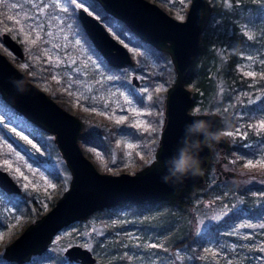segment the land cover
<instances>
[{
  "label": "rangeland",
  "instance_id": "rangeland-1",
  "mask_svg": "<svg viewBox=\"0 0 264 264\" xmlns=\"http://www.w3.org/2000/svg\"><path fill=\"white\" fill-rule=\"evenodd\" d=\"M2 1L6 2L8 11L6 16H0V34L2 31L11 33L21 44L24 56L17 57L1 38L0 51L21 71L25 72L28 68L29 79L36 86L47 94L51 91L50 96L83 121L78 141L94 166L100 172L117 174L134 173L149 163L154 158L155 139H143L137 137L136 133L161 130L165 91L169 83L159 75L172 68L170 58L156 61L150 52L133 42L128 31L123 32L127 37L124 39L108 26L110 33L129 49L134 62L118 70L106 69L80 35L65 1ZM150 1L179 20L185 18L190 2ZM237 1L243 4L247 0ZM262 1L260 3L264 5ZM94 3L95 0H74L75 9L82 6L91 13L89 6ZM213 3L228 7L231 1L213 0ZM243 29L249 37H253L250 26L245 24ZM257 38L254 47L242 54L236 66L241 75L252 79L249 83L256 82L260 76L264 79V33H259ZM148 74L154 76L150 81L143 79ZM121 75L128 76V86L119 84ZM132 75L137 77L138 85L131 83ZM187 86L192 90L190 85ZM244 95H247L246 90L238 89L232 97L237 101V97ZM246 97L240 102L245 109L238 106L237 118L230 127L224 128L232 148L222 154L215 152V160L225 158L227 161H223L222 167L235 175L219 183L212 174L203 186L187 196L196 207L194 226L198 232H204L210 224L219 222L232 206L239 204L244 208L239 217L222 223L216 238L204 240L198 256L188 255L187 264H264V189L247 188L244 191L248 185L264 187V127H261L264 125V102L249 110L247 106L259 97H251L250 94ZM7 107L8 112L0 114V127L6 134H0V168L20 185L22 192L17 197L27 196L44 201L47 210L68 187L70 173L58 150L51 148L46 140L53 136L10 106ZM211 110L218 111V107ZM211 110H199V104L191 106L192 112ZM151 114L155 116L154 119L148 117ZM108 125H114V128L108 129ZM249 130L254 138L244 141ZM31 133L42 139L34 141ZM96 135L100 136L105 146L94 142L93 136ZM167 207V201L154 202L142 216L157 214ZM174 209L173 206L172 211ZM112 210L111 219L94 212L83 220L63 227L45 253L33 258L29 264H49V255L62 252L72 244L91 248L92 242L99 241L103 233L102 221L105 218L120 221L122 231L118 233L124 236L123 247L137 248L140 254L143 250L149 253L147 258L138 257L136 264H156L157 257L151 255L152 247L158 246L164 235L153 231L141 233L137 226L141 216L133 213L129 203L120 204ZM0 220L6 223L5 228L0 229L1 255L7 239L21 232L29 220L14 213L2 195ZM64 259V264H78L68 261L66 257Z\"/></svg>",
  "mask_w": 264,
  "mask_h": 264
},
{
  "label": "water",
  "instance_id": "water-1",
  "mask_svg": "<svg viewBox=\"0 0 264 264\" xmlns=\"http://www.w3.org/2000/svg\"><path fill=\"white\" fill-rule=\"evenodd\" d=\"M95 1L105 13L122 21L139 39L167 53L172 63L174 78L165 91L163 125L154 158L134 173L100 172L80 147L78 138L83 121L36 86L0 51V98L39 129L53 136L52 141L70 173L68 187L55 203L5 245L2 252L5 261L28 262L32 256L42 254L63 227L96 211L123 203L186 198L204 182L212 147L231 148L218 111H191L193 95L186 83V77L199 56L201 34L212 12L211 3L208 0H190L185 18L179 20L150 0ZM76 18L108 66L119 68L133 64L129 49L110 33L98 16L79 6ZM1 40L17 57H23V48L11 33L3 31ZM131 82L138 85L135 75L131 76ZM200 119L209 121L214 130L222 133L220 140L200 153L202 171L199 175L179 183H165L162 179L168 174L165 162L176 156L183 146L185 126ZM223 161L226 159L223 158ZM227 173L230 176L235 174L233 171ZM0 189L15 193L21 191L20 185L2 168ZM64 255L68 261L79 264H93L95 260L90 249L79 244L67 246Z\"/></svg>",
  "mask_w": 264,
  "mask_h": 264
},
{
  "label": "trees",
  "instance_id": "trees-1",
  "mask_svg": "<svg viewBox=\"0 0 264 264\" xmlns=\"http://www.w3.org/2000/svg\"><path fill=\"white\" fill-rule=\"evenodd\" d=\"M61 1H65L68 4L70 18L77 29H79L80 35L88 47L98 56L104 68L118 70L119 68L108 66L99 52L92 46L90 39L85 34L76 18L74 0ZM230 1L231 4L228 7H220L217 6L216 3H213L212 16L201 37L199 56L186 77V83L189 84L193 90L192 105L199 104V110L204 111L218 107V112L221 114L224 122V128L230 127L233 121H235L237 118V107L240 106L242 100H246L247 95L250 94L251 97L258 95L259 97L247 106L249 110L264 102V79L262 76L256 78V82L249 83L252 79L241 75L236 67L242 58V54L254 47L255 41L258 39L257 35L259 33H264V5H261V0L255 2L247 0L246 2L244 1L243 4L237 3V0ZM89 8L101 21L111 27L124 39L127 37L123 35V32L128 31L133 42L150 52L156 61L159 62L162 58H169L167 53L139 39L122 21L105 13L96 1L94 4H91ZM7 11L6 2L0 0V16H6ZM245 24L250 26L253 30L252 38L244 31L243 27ZM149 68L152 69L151 66ZM25 73L29 78L28 73H30V71L28 68L25 69ZM159 77L166 79L167 83H171L174 78V72L172 68H167ZM153 78V75L148 74V76L143 79L150 81ZM119 84L121 86H128V76L121 75ZM238 89H245L247 95L241 96L240 98L237 97V101H235V97L233 98L232 94ZM48 94L51 95V91ZM8 109L7 104L3 100L0 101V114L7 113ZM241 109L244 110L245 108L241 107ZM148 117L151 119L155 118L152 114ZM107 127L108 129H112L114 125H108ZM250 130L249 135L244 141L254 138ZM28 133L30 132L28 131ZM0 134L6 136L1 127ZM46 135L47 134H45V136ZM136 136L142 137L143 139L153 138L155 139L154 145H156L158 131L138 132ZM31 137L36 142L42 139L34 135V133H31ZM93 137L95 138L94 142H97V144L101 146H105L104 143H101L99 135ZM46 140L51 148H56L52 139L48 138ZM233 146L235 145L233 144ZM49 176L51 177V175ZM247 188H254L259 191H263L264 189V187L257 184L254 186H246L244 191H246ZM7 197L9 206L14 208L20 216L27 218L29 222L35 220L46 210V203L44 201H39L31 197L28 198L27 196H23V198L15 197L13 194H9ZM167 202L168 207L166 210L160 211L157 214L149 213L144 216H142L144 212H146L154 202L129 203L133 213L141 216L137 220V226L141 233L153 231L156 234L164 235L158 246L152 247L151 255L157 257L156 264H187L188 255L191 257L198 256L204 240L206 238H216L220 228L223 226L222 223L239 217L244 208V205L240 206L239 204L232 206L231 210L226 212L224 218L220 219L219 222L210 224L204 232H198L194 226L196 222V211L194 209L196 207L190 203L187 197ZM117 206H115V208ZM173 206L175 207L174 211H172ZM112 208L113 207L105 208L96 212L111 219V216H113ZM102 222L103 233L99 237V241H94L92 244L93 248L100 247L98 253L102 264H135L139 256L144 258L148 257L147 255L149 253H147L146 250H143L140 255L137 248L132 249L127 245L125 247L122 246V241L125 239L122 234L118 233L122 231L120 221H112L105 218ZM1 227L3 229L2 221L0 220V229ZM181 254L184 255L181 256ZM64 260L62 252L60 251L54 253L52 256H48L49 264H64ZM5 264L26 263L13 262Z\"/></svg>",
  "mask_w": 264,
  "mask_h": 264
},
{
  "label": "clouds",
  "instance_id": "clouds-1",
  "mask_svg": "<svg viewBox=\"0 0 264 264\" xmlns=\"http://www.w3.org/2000/svg\"><path fill=\"white\" fill-rule=\"evenodd\" d=\"M221 135L220 131L213 129L209 121L203 119L193 120L186 125L183 146L176 156L165 162L168 174L162 177L163 181L179 183L186 178L199 175L202 171L200 153L204 148L218 142Z\"/></svg>",
  "mask_w": 264,
  "mask_h": 264
},
{
  "label": "flooded vegetation",
  "instance_id": "flooded-vegetation-1",
  "mask_svg": "<svg viewBox=\"0 0 264 264\" xmlns=\"http://www.w3.org/2000/svg\"><path fill=\"white\" fill-rule=\"evenodd\" d=\"M210 3H211V5H212V11H213V0H208ZM190 3V2H189ZM189 6V5H188ZM92 11V10H91ZM93 12V11H92ZM94 13V12H93ZM211 16H212V12H211ZM211 16H210V18H211ZM209 22V21H208ZM208 24V23H207ZM104 25L106 26V27H108V25L107 24H105L104 23ZM207 26V25H206ZM205 29H206V27L204 28V30H203V32H202V34L204 33V31H205ZM3 32V31H2ZM1 32V33H2ZM202 34H201V37H202ZM0 38H1V34H0ZM2 41V40H1ZM200 43H201V40H200ZM8 48V47H7ZM200 49H201V47H200ZM10 50V49H9ZM11 51V50H10ZM12 52V51H11ZM131 53V52H130ZM132 55V54H131ZM23 56H24V54H23ZM132 57H133V55H132ZM22 58V57H21ZM133 60H134V57H133ZM120 68V67H119ZM173 70V69H172ZM25 73V72H24ZM25 75L27 76V74L25 73ZM28 78V77H27ZM131 80V79H130ZM138 81V80H137ZM172 82V81H171ZM132 83V82H131ZM138 83H139V81H138ZM171 83H169V85H170ZM168 85V86H169ZM187 85H189V84H187ZM192 93H193V90H192ZM13 109V108H12ZM159 133H160V131L158 132V139H159ZM158 139L156 140V147H157V144H158ZM156 147H155V149H156ZM231 149V148H230ZM155 151V150H154ZM212 151H213V153H212V157H211V161H210V163H209V166L207 167V169H206V171H205V176H204V182L202 183V185L203 184H205L206 183V181L207 180H209V178L211 177V175L212 174H215V176H216V178H215V180L217 181V182H219V183H221L222 182V180L223 179H228L229 177H230V174H228L227 173V171H230V170H225L223 167H222V164L224 163L223 162V158H221L219 161H216L215 160V156H216V153L215 152H218V153H224V151H227V150H223V149H221V148H219V147H212ZM223 157V156H222ZM220 161H222V163H220L219 164V162ZM227 161V160H226ZM211 168H213L212 169V172H211ZM225 174L226 175H228L227 177H225ZM235 175V174H234ZM201 185V186H202ZM21 192H22V189H21V191H20V193H15V192H5V191H3V190H1L0 189V195H2V196H4L6 199L8 198L7 196L9 195V194H13L15 197H17V195H19V194H21ZM7 204H8V199H7ZM8 206H9V204H8ZM11 209H13V211H14V213H16V214H18L16 211H15V209L14 208H12L11 206H9ZM45 212V211H44ZM43 212V213H44ZM19 215V214H18ZM37 219V218H36ZM2 225H3V228H5V226H6V223H4L3 221H2ZM1 230H2V227H1ZM19 234V233H18ZM17 234V235H18ZM16 235H14V237H15ZM14 237H10V238H8L7 240V242H6V244L11 240V239H13ZM94 242V241H93ZM92 242V243H93ZM5 244V245H6ZM51 244V243H50ZM49 244V245H50ZM5 245L3 246V249H4V247H5ZM101 246H102V244H101ZM49 247V246H48ZM3 249H2V252H3ZM48 249V248H47ZM46 249V250H47ZM88 249H90V251L92 252V255L94 256V262H93V264H102L101 263V258H100V255H99V253H98V251H99V249H100V247H98V248H93L92 246H91V248H88ZM45 250V251H46ZM45 251L42 253V254H44L45 253ZM2 252H1V255H0V264H5V263H13V261H5L4 259H3V257H2ZM62 253H63V257H65V255H64V250L62 251ZM42 254H40V255H42ZM40 255H36V256H32L31 257V259L28 261V262H25L26 264H29L31 261H32V259L33 258H38ZM141 255V254H140ZM140 257L141 256H139V259H140ZM67 259V258H66ZM73 262V261H72ZM16 263V262H15ZM79 264V263H78ZM136 264V263H135Z\"/></svg>",
  "mask_w": 264,
  "mask_h": 264
},
{
  "label": "snow or ice",
  "instance_id": "snow-or-ice-1",
  "mask_svg": "<svg viewBox=\"0 0 264 264\" xmlns=\"http://www.w3.org/2000/svg\"><path fill=\"white\" fill-rule=\"evenodd\" d=\"M248 75H251V73H248ZM261 127H264V125H261ZM129 147H131V145H129ZM251 166V165H250Z\"/></svg>",
  "mask_w": 264,
  "mask_h": 264
}]
</instances>
